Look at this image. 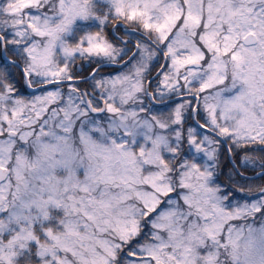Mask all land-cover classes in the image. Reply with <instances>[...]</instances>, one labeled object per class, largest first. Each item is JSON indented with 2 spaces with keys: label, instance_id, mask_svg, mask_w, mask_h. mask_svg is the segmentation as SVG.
Segmentation results:
<instances>
[{
  "label": "snow or ice",
  "instance_id": "obj_1",
  "mask_svg": "<svg viewBox=\"0 0 264 264\" xmlns=\"http://www.w3.org/2000/svg\"><path fill=\"white\" fill-rule=\"evenodd\" d=\"M0 264H264V0H0Z\"/></svg>",
  "mask_w": 264,
  "mask_h": 264
},
{
  "label": "trees",
  "instance_id": "obj_2",
  "mask_svg": "<svg viewBox=\"0 0 264 264\" xmlns=\"http://www.w3.org/2000/svg\"><path fill=\"white\" fill-rule=\"evenodd\" d=\"M230 167H231L230 162H227L226 160L222 159V162H221L222 171L227 173L230 170ZM221 179L226 181V177H221Z\"/></svg>",
  "mask_w": 264,
  "mask_h": 264
},
{
  "label": "rangeland",
  "instance_id": "obj_3",
  "mask_svg": "<svg viewBox=\"0 0 264 264\" xmlns=\"http://www.w3.org/2000/svg\"><path fill=\"white\" fill-rule=\"evenodd\" d=\"M225 154H226V153H225ZM222 159L226 160L227 162H230L229 159H228V157H227V154H226V156L224 155ZM224 162H225V161H224ZM237 163H238V162H237Z\"/></svg>",
  "mask_w": 264,
  "mask_h": 264
}]
</instances>
